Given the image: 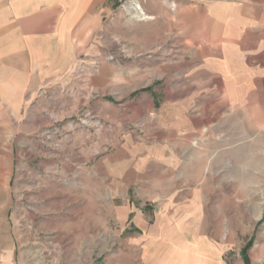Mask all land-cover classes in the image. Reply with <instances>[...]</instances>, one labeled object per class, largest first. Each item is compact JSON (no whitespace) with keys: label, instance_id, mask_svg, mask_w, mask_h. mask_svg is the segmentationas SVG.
Wrapping results in <instances>:
<instances>
[{"label":"rangeland","instance_id":"374dc122","mask_svg":"<svg viewBox=\"0 0 264 264\" xmlns=\"http://www.w3.org/2000/svg\"><path fill=\"white\" fill-rule=\"evenodd\" d=\"M138 1L152 18L101 3L20 120L5 107L0 264H264V132L220 120L188 73L193 0Z\"/></svg>","mask_w":264,"mask_h":264},{"label":"crops","instance_id":"0c3cea01","mask_svg":"<svg viewBox=\"0 0 264 264\" xmlns=\"http://www.w3.org/2000/svg\"><path fill=\"white\" fill-rule=\"evenodd\" d=\"M105 1L0 0V123L6 106L19 121L25 92L46 80L52 59L69 57L76 42L96 33V11ZM184 7L187 26H195L187 41L206 49L188 73L205 74L213 114L235 122L242 135L245 121L264 132V0H193Z\"/></svg>","mask_w":264,"mask_h":264},{"label":"bare ground","instance_id":"6f19581e","mask_svg":"<svg viewBox=\"0 0 264 264\" xmlns=\"http://www.w3.org/2000/svg\"><path fill=\"white\" fill-rule=\"evenodd\" d=\"M131 9L134 10V14H133L134 17H136V18H138V19H140V20H146V19H150V18H152L150 15H147V14L143 11V9H142L141 5L139 4V2H135V3L132 5Z\"/></svg>","mask_w":264,"mask_h":264}]
</instances>
